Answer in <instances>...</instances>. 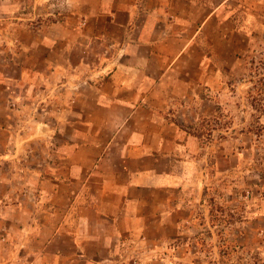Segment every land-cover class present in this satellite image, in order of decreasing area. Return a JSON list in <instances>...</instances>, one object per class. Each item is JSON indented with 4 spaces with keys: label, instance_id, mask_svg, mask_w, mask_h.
<instances>
[{
    "label": "crops",
    "instance_id": "crops-1",
    "mask_svg": "<svg viewBox=\"0 0 264 264\" xmlns=\"http://www.w3.org/2000/svg\"><path fill=\"white\" fill-rule=\"evenodd\" d=\"M63 1L64 50L73 36L100 50L94 63H76L93 67L94 106L60 113L56 144L29 157L25 185L20 144H0L13 152H0L9 162L0 169V264H147L165 252L189 260V243L211 227L207 171L187 133L191 94H212L217 68L260 35L237 13L247 4L261 14V0Z\"/></svg>",
    "mask_w": 264,
    "mask_h": 264
},
{
    "label": "rangeland",
    "instance_id": "rangeland-1",
    "mask_svg": "<svg viewBox=\"0 0 264 264\" xmlns=\"http://www.w3.org/2000/svg\"><path fill=\"white\" fill-rule=\"evenodd\" d=\"M62 2L0 0V144H20L21 176L29 174V157L51 154L50 143L55 145L58 135L53 128L64 109L94 106L95 95L88 88L93 67L76 63L81 58L94 63L100 50L86 41L78 46L76 36L64 50L56 27ZM246 8L239 9L237 23L250 32L260 28V35L250 41L248 51L232 56L233 66L217 68L212 94H203L204 88L191 94L187 114V133L195 138L199 165L207 171L211 227L191 240L189 260L178 262L165 252L147 264H264V0L259 15ZM64 58L73 66H54ZM10 149L0 147V152ZM6 153L11 157L13 152ZM8 163L0 169L6 172ZM20 182L25 185L29 179ZM22 200L27 214L29 200Z\"/></svg>",
    "mask_w": 264,
    "mask_h": 264
}]
</instances>
